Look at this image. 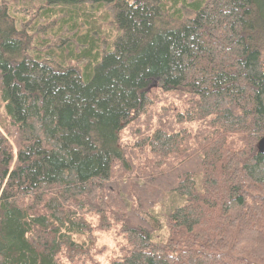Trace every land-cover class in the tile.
<instances>
[{"label": "trees", "instance_id": "1", "mask_svg": "<svg viewBox=\"0 0 264 264\" xmlns=\"http://www.w3.org/2000/svg\"><path fill=\"white\" fill-rule=\"evenodd\" d=\"M21 1L0 0V264H100L105 233L108 264H264V0H29L43 48ZM86 4L113 9L109 46Z\"/></svg>", "mask_w": 264, "mask_h": 264}, {"label": "rangeland", "instance_id": "2", "mask_svg": "<svg viewBox=\"0 0 264 264\" xmlns=\"http://www.w3.org/2000/svg\"><path fill=\"white\" fill-rule=\"evenodd\" d=\"M18 11H20V13L25 14L29 20V27L34 29L33 31V35L31 34L32 38H33V43L36 45H40L42 48L43 46H47L48 44H50V41L45 38V35L47 33H50L51 29L55 28L54 26H52L50 23H45L44 25L42 24L43 19H36V17L34 16V12L33 9L31 8L30 5V1L29 0H22L18 6H17ZM96 10L95 8H92L89 4L85 5L84 11H81V13L78 15V17H76L77 22H78V26H80V32L82 30H85L87 28V26L91 29L94 30L95 28L100 30V34H99V38L102 39V37H105V41L104 43L109 46L108 44H111L113 38L115 37V35L117 34V28L116 25L114 23V11L111 7H104L101 11H94ZM62 13L59 12V16ZM88 16L90 18H92V27H90V23H88L85 19V17ZM76 25V24H75ZM52 33L59 34V36H63L62 33L60 32L59 29L57 30H52ZM87 31H85L82 34H86ZM82 34L78 35L79 37L82 36ZM78 36L76 38H78ZM61 40V39H60ZM55 50V49H54ZM262 59L264 61V53L262 55ZM182 96H185L184 94L181 93H176L172 94V92L170 93H166V94H162L161 97L159 98L160 101L157 102L158 108L161 107L162 105L165 104V101H169V99H173V104L177 105L180 104V99ZM3 106L0 107V115L1 113H3ZM3 117H0V119ZM5 135L9 136L7 131L5 130L4 132ZM123 136L126 139H130V131L128 129V127H126V129L123 131ZM15 147V146H14ZM117 241H114L112 236L105 233L102 236L101 239V243L100 246H102V251L101 253V257L100 259V264H108V260L113 253H118V248H117ZM98 251V250H97Z\"/></svg>", "mask_w": 264, "mask_h": 264}, {"label": "water", "instance_id": "3", "mask_svg": "<svg viewBox=\"0 0 264 264\" xmlns=\"http://www.w3.org/2000/svg\"><path fill=\"white\" fill-rule=\"evenodd\" d=\"M260 149L261 151H264V140L263 139L260 142Z\"/></svg>", "mask_w": 264, "mask_h": 264}]
</instances>
